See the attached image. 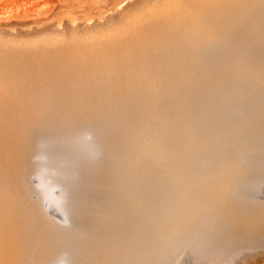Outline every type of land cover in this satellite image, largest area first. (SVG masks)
Listing matches in <instances>:
<instances>
[{"label": "rangeland", "instance_id": "374dc122", "mask_svg": "<svg viewBox=\"0 0 264 264\" xmlns=\"http://www.w3.org/2000/svg\"><path fill=\"white\" fill-rule=\"evenodd\" d=\"M145 1L146 0H0V32H6L11 35H27L36 33V31L41 32L46 29L62 30L69 26L71 28L80 27L83 29L95 28L100 24L105 25L113 19H120L123 13L130 11L132 8ZM244 9L247 11L245 12ZM240 11H242L243 15ZM203 12H201V16L204 20V28L203 31L200 32V36L196 37V39L189 38L188 40L184 38V35L179 34L167 43L160 41L157 45H154V48L149 46L147 49L140 51L138 58L142 67L138 71L141 73L143 87L132 99H128L123 103H116L105 110H101V104H97L96 107H98L97 110L99 113L95 117L81 120L77 117L73 118L75 114L74 110H76L81 103L74 101L71 96L69 97V93L64 95L57 94L59 90L54 86L51 90L52 92L50 91L45 98H42V109H40L38 115H35L36 120L29 129L31 132L28 131L26 134L25 140L27 149L29 150L28 157H30H27V169L29 170L27 171L26 169V173L28 175L30 174V178H28L30 179L29 184L33 190L32 198L35 201L38 199L47 215L61 226L60 234L51 239L52 241L61 240L59 241L61 244L57 245L55 242L59 249L53 255H49L47 261H44V264H49L52 257H54L52 260L54 262H50V264H100L103 262L102 254L94 251L90 245L89 218L93 198L106 192L100 178L107 164H113L114 167L117 168V177L122 184V188L117 195V198L119 197L117 201V204H119L117 219L120 229L115 231V233L118 231L117 236L120 239V245L122 244L124 247V253L121 254L120 264H126L127 261L129 264L131 262V264H264V233H262L264 232V211L259 208L264 205V0H241L237 3H227L220 5L218 9H207ZM235 14H237V16ZM235 18L240 19L236 20ZM230 24H232V26ZM233 25H236V27ZM224 30H226V33ZM173 41L176 42L174 43ZM209 42L211 44H209ZM207 44H209V47ZM173 46H176V48H173ZM204 46L205 48H203ZM179 49L180 51H178ZM193 50L195 52H193L194 55L190 54ZM170 51L171 54L169 53ZM241 53L242 55H240ZM173 54L175 55L173 56ZM197 55H200V57ZM187 56H190V58ZM196 57H198V60H196ZM194 58L195 62H193ZM202 58L204 59L202 60ZM167 59H169L170 62ZM199 61H204V63ZM205 62H207V64ZM208 63L210 64L207 66L209 68L206 67ZM159 66L161 71L158 69ZM195 67H197V69ZM204 67L208 70L204 69ZM200 68L203 69L200 70ZM252 68H255V70ZM193 69L198 72L205 71L206 73L203 74L204 72H199L200 75ZM251 71L253 72L251 73ZM231 72H234L233 76ZM240 73L242 74L240 75ZM170 74H172V76ZM252 74H254V76ZM183 75L185 77H183ZM189 76L191 77L189 78ZM227 77L229 78L227 79ZM232 77L233 79H231ZM236 77L238 78L236 79ZM194 78L199 80L196 81ZM186 79H188L189 83ZM192 79L195 83H191L190 80ZM207 80L210 81L208 82ZM196 82H199V84ZM191 84H193L194 87H192ZM202 86L204 90H202ZM192 88L194 89L191 91V93H193L192 98L195 99L196 97L195 100L190 98L192 96L190 93ZM202 93L203 95H200ZM179 94H181V96ZM210 95L211 100L209 99ZM188 96L189 100H191L190 102H185L184 100H188ZM180 97L182 98L180 99ZM176 98L178 103L175 102ZM247 98L249 99L247 100ZM169 100H171V102ZM179 100L182 101L179 102ZM172 101L176 104H173ZM191 101L193 102L191 103ZM179 103L183 106V109L187 106L184 112L183 110L181 111V114L179 111L182 107H178L180 105ZM189 103H191L190 106L188 105ZM256 103L258 104L256 105ZM69 104H72V106ZM134 105L135 107H133ZM175 105H177L179 109L175 108ZM193 105H195L196 110L195 107L193 108ZM168 106H170L171 109ZM62 108H64V110ZM173 108L179 111L176 113L172 110ZM195 112H198V114ZM172 114L174 116H172ZM179 114L185 115H182L184 120L180 118L181 116ZM186 114H188V116L190 115L189 118ZM191 116L194 119H191ZM174 117H176V119ZM170 119L172 121L167 122V120ZM189 119H191V122L188 121L189 124H187V122L185 123L187 126L184 125L183 123ZM51 120L54 121L52 122ZM177 120L179 121L177 122ZM173 121H175L176 124ZM173 123L175 126L172 125ZM178 123H180L181 126ZM176 125L179 127H176ZM45 126L47 129L44 128ZM52 126L56 129L53 130ZM84 126L86 127L85 130ZM195 126H197L196 129ZM33 127L34 130L32 129ZM77 127L79 128L78 130ZM181 127L184 129L181 130ZM33 131L34 133H32ZM35 132H37V134ZM52 136L54 138H52ZM121 136H125L131 143L126 147L119 148L117 139ZM170 136L173 137V139ZM204 136L208 137L205 138ZM31 137L34 141H30ZM210 138H213L211 139L212 143L210 142ZM50 145L52 147H50ZM93 145H96L97 148ZM76 146L80 149L77 150L75 148ZM70 148H75L71 151L72 155H80L81 153L79 150L86 151L84 152L85 154L82 151L83 154L81 155H86L87 158L85 156H71V152H69ZM53 149L55 150L53 151ZM87 152L88 154H86ZM211 154L214 155L212 156ZM30 155L33 156L31 157ZM58 155L61 156L59 157ZM51 157L52 159H50ZM71 157H73L74 160L81 159L79 160L81 162H74L71 160ZM53 158L55 159L53 160ZM90 158L92 159L90 160ZM216 158H218V160ZM59 160L61 161L60 163ZM146 160L147 162H145ZM248 160H250L251 163ZM68 161L71 163L68 164ZM28 164L31 166L28 167ZM54 164L57 167H55ZM72 164L74 165L73 167ZM51 166H53V168ZM74 168H77V170H74ZM159 171L161 173H159ZM149 176L154 178L152 179ZM155 178L156 181L154 182ZM251 179H253L254 182ZM78 180L79 182L81 181V183H77ZM76 183L78 186L80 184V187L77 188ZM71 185L73 186L71 187ZM73 188L76 190L78 189V192ZM46 189H50L47 195L48 198L44 195L46 194L44 192ZM70 189L73 191H70ZM2 192L3 190L0 187V198ZM70 192L71 195L74 193L72 197L76 196L77 198H71ZM69 202L71 203L69 204ZM148 202L149 204H147ZM201 203L202 205L204 204V206H199ZM67 204L68 206H66ZM205 204L209 207H206ZM190 206H192V208ZM193 206L194 209L198 207L196 210L200 213L196 210L192 211ZM77 207L79 208L77 209ZM196 212L198 214H195ZM151 213L152 215L150 216ZM234 214L235 216H233ZM199 218L201 220H199ZM68 220L71 221L69 222ZM158 222L160 224H158ZM62 227H64V229ZM66 229H69V231ZM231 229L232 231H230ZM63 231L69 233L64 235L66 232L63 233ZM75 231L79 232L77 234L80 236L77 235ZM143 232L145 236H143ZM239 232L242 233L240 234ZM74 234L76 237H74ZM81 234L83 236H81ZM218 234L220 236H218ZM230 234L234 236H230ZM70 237L74 238L69 239ZM64 239H69L72 242L64 241ZM203 241L205 242L203 243ZM59 245L61 247H59ZM220 249L222 251H220ZM136 250L138 254L133 256L132 252L134 253ZM221 253L224 255L222 254V256ZM73 254H75L76 257L75 255L73 256ZM215 258H220V260ZM157 259L158 262L160 261L161 263H158ZM162 261H167V263H163ZM171 261L174 262L172 263Z\"/></svg>", "mask_w": 264, "mask_h": 264}, {"label": "bare ground", "instance_id": "6f19581e", "mask_svg": "<svg viewBox=\"0 0 264 264\" xmlns=\"http://www.w3.org/2000/svg\"><path fill=\"white\" fill-rule=\"evenodd\" d=\"M241 0H146L130 11L122 14L120 19H113L105 25H98L95 28L83 29L80 27H66L62 30L46 29L36 31L32 34L11 35L0 32V187L3 190L0 198V264H44L49 255H53L59 248V241H52V238L60 234V225L43 210L42 204L32 198L33 190L29 184V175L26 173L28 149L26 134L40 113L42 98H45L55 86L59 91L57 94H66L80 102L76 108L74 117L86 119L95 117L99 111L96 107L101 104V110L112 107L116 103H123L132 99L142 90L143 82L141 73L138 71L142 64L138 56L141 50L149 46L154 48L160 41L167 43L173 37L182 34L184 38L196 39L204 28V20L201 12L207 9L219 8L227 3H237ZM249 5V4H248ZM261 6V4H260ZM247 7V6H246ZM245 7V8H246ZM262 7V6H261ZM251 9L250 7H248ZM238 9V8H237ZM259 9V8H258ZM222 10V9H221ZM243 10V9H242ZM245 10V9H244ZM257 10V9H256ZM210 11V10H209ZM247 10H245L246 12ZM211 12V11H210ZM221 12V11H220ZM235 12V11H234ZM242 14V11H240ZM259 12V11H257ZM204 13V12H203ZM207 13V12H206ZM215 13V12H214ZM230 14V13H229ZM234 14V13H233ZM211 15V14H210ZM237 16V14H235ZM243 15V14H242ZM215 17V16H214ZM230 17V16H229ZM247 18V16H246ZM213 19V18H211ZM236 19V18H235ZM240 19V18H237ZM236 19V20H237ZM206 20V19H205ZM227 20V19H226ZM229 20V19H228ZM247 20V19H246ZM207 21V20H206ZM214 21V20H213ZM216 21V20H215ZM219 21V20H218ZM239 21V20H238ZM251 21V20H250ZM257 21V20H256ZM229 23V22H228ZM237 23V21H236ZM240 23V22H238ZM256 23V22H255ZM214 24V23H212ZM227 24V23H226ZM225 24V25H226ZM233 24V23H232ZM232 24H230L232 26ZM211 25V24H210ZM209 25V26H210ZM214 26V25H213ZM228 26V25H227ZM236 27V25H233ZM257 26V25H256ZM209 28V27H208ZM225 28V27H224ZM227 28V27H226ZM234 28V27H232ZM215 29V28H214ZM229 29V28H227ZM245 29V28H244ZM218 30V29H217ZM226 30H224L225 32ZM253 31V30H252ZM219 33V32H218ZM226 33V32H225ZM230 33V32H229ZM233 33V32H232ZM241 33V32H240ZM248 33V32H247ZM223 34V33H221ZM255 34V33H254ZM219 35V34H218ZM252 35V34H251ZM225 36V35H223ZM230 36V35H229ZM216 37V36H215ZM220 37V36H219ZM203 38V37H202ZM218 38V37H217ZM216 38V39H217ZM237 38V37H236ZM205 39V38H204ZM222 39V38H221ZM262 39V38H261ZM174 40V39H173ZM177 40V39H176ZM220 40V39H219ZM218 40V42H219ZM252 40V39H251ZM206 41V40H205ZM249 41V40H248ZM174 42V41H173ZM176 42V41H175ZM174 42V43H175ZM188 42V41H187ZM224 42V41H222ZM162 43V42H161ZM171 43V42H170ZM204 43V42H203ZM215 43V42H213ZM217 43V41H216ZM188 44V43H186ZM190 44V42H189ZM192 44V43H191ZM209 44H211L209 42ZM209 44L208 47H209ZM252 44V43H251ZM164 45V44H162ZM161 45V46H162ZM167 45V44H166ZM195 45V44H194ZM205 45V44H204ZM206 45V46H207ZM231 45V44H230ZM177 46V45H176ZM176 46L173 48H176ZM232 46V45H231ZM237 46V45H236ZM241 46V45H240ZM244 46H246L244 44ZM159 47V46H158ZM166 47V46H165ZM169 47V46H168ZM172 47V46H171ZM170 47V48H171ZM190 47V46H188ZM220 47V46H219ZM226 47V46H225ZM228 47V46H227ZM172 48V49H173ZM202 48V47H201ZM205 48V46L203 47ZM202 48V49H203ZM218 48V47H217ZM247 48V46H246ZM254 48V47H253ZM207 49V48H206ZM237 49V48H236ZM240 49V48H238ZM244 49V48H243ZM168 50V49H167ZM176 50V49H175ZM174 50V51H175ZM214 50V49H213ZM162 51V50H161ZM166 51V50H165ZM180 51V49L178 50ZM188 51V50H187ZM206 51V50H205ZM230 51V50H229ZM164 52V51H163ZM162 52V53H163ZM182 52V51H181ZM194 50L192 51L193 54ZM197 52V51H196ZM204 52V51H202ZM226 52V51H225ZM251 52V51H250ZM159 53V52H158ZM171 54V51L169 52ZM173 53V52H172ZM179 53V52H178ZM195 53V52H194ZM235 53V51H234ZM156 54V52H155ZM161 54V53H160ZM169 54V55H170ZM177 54V53H176ZM189 54V55H190ZM199 54V53H198ZM221 54V53H220ZM239 54V53H238ZM147 55V54H146ZM154 55V54H153ZM158 55V54H157ZM162 55V54H161ZM175 54H173L174 56ZM178 55V54H177ZM186 55V53H185ZM188 55V54H187ZM194 55V54H193ZM242 55V53L240 54ZM254 55V54H253ZM172 56V55H171ZM196 56V55H195ZM194 56V57H195ZM200 57V55H197ZM202 56V55H201ZM147 57V56H146ZM150 57V56H149ZM159 57V56H158ZM170 57V56H169ZM188 57V56H187ZM198 57H196L198 60ZM203 57V56H202ZM206 57V56H205ZM234 57V56H233ZM238 57V56H237ZM236 57V58H237ZM244 57V56H243ZM255 57V56H253ZM167 58V57H166ZM190 58V56L188 57ZM247 58V57H246ZM146 59V58H145ZM150 59V58H149ZM159 59V58H158ZM200 59V58H199ZM204 58H202L203 60ZM230 59V58H229ZM228 59V60H229ZM157 60V59H156ZM169 60V59H167ZM174 60V59H173ZM172 60V61H173ZM181 60V59H180ZM186 60V59H185ZM214 60V59H213ZM226 60V59H224ZM247 60V59H246ZM164 61V60H163ZM171 61V62H172ZM175 61V60H174ZM191 61V60H189ZM219 61V60H218ZM255 61V60H254ZM263 61V60H262ZM161 62V61H160ZM170 62V60H169ZM176 62V61H175ZM192 62V61H191ZM195 62V58L194 61ZM197 62V61H196ZM203 62L204 61H199ZM198 62V63H199ZM209 62V61H208ZM234 62V61H233ZM236 62V60H235ZM249 62V59H248ZM247 62V63H248ZM164 63V62H163ZM167 63V62H166ZM179 63V58H178ZM207 64V62H205ZM239 63V62H238ZM245 63V62H244ZM174 64V63H173ZM172 64V65H173ZM183 65V63L181 62ZM185 64V63H184ZM190 64V63H189ZM196 64V63H195ZM194 64V66H195ZM199 64V65H206ZM214 64V63H213ZM212 64V65H213ZM237 64V63H236ZM235 64V66H236ZM165 65V64H164ZM170 65V64H169ZM181 65V66H182ZM210 64L208 63L207 66ZM233 65V64H232ZM260 65V64H259ZM214 66V65H213ZM212 66V69H213ZM224 66V65H223ZM234 66V65H233ZM232 66V67H233ZM247 66V65H246ZM250 66V64H249ZM263 66V65H262ZM147 67V66H146ZM152 67V66H151ZM173 67V66H172ZM177 67V66H176ZM193 67V66H192ZM190 67V68H192ZM203 67V66H202ZM231 67V68H232ZM245 67V66H244ZM243 67V68H244ZM248 67V66H247ZM251 67V66H250ZM249 67V68H250ZM255 67V66H254ZM257 67V66H256ZM160 66L158 67V69ZM163 68V67H161ZM169 68V67H168ZM180 68V67H179ZM184 68V66H183ZM187 68V67H186ZM197 69V67H195ZM209 68V67H207ZM221 68V67H220ZM238 68V67H237ZM241 68V65H240ZM143 69V68H142ZM155 69V68H154ZM153 69V70H154ZM157 69V70H158ZM166 69V68H165ZM164 69V71H165ZM170 69V68H169ZM203 69V68H202ZM200 68V70H202ZM204 69H206L204 67ZM253 69V68H252ZM260 69V67H259ZM150 70V69H149ZM156 70V69H155ZM160 70V69H159ZM173 70V69H172ZM186 70V69H185ZM195 70V69H193ZM208 70V69H206ZM210 70V69H209ZM215 70V69H214ZM239 70V69H237ZM243 70V69H242ZM241 70V72H242ZM247 70V68H246ZM245 70V71H246ZM255 70V68L253 69ZM262 70V68H261ZM264 70V69H263ZM161 71V70H160ZM163 71V72H164ZM196 71V70H195ZM227 71V69H226ZM229 71V70H228ZM156 72V71H154ZM166 72V71H165ZM168 72V71H167ZM172 72V71H171ZM188 72V71H187ZM191 72V69H190ZM198 72V71H196ZM205 74L206 72L199 71ZM198 72V73H199ZM224 72V71H223ZM253 71H251L252 73ZM257 72V71H256ZM259 72V71H258ZM143 73V72H142ZM199 73V74H200ZM216 73V72H215ZM232 73V72H231ZM230 73V74H231ZM244 73V72H243ZM159 74V73H158ZM162 74V73H161ZM165 74V73H164ZM189 74V73H188ZM193 74V73H192ZM202 74V75H203ZM229 74V73H228ZM234 72L231 74L233 76ZM236 74V73H235ZM242 73H240L241 75ZM256 74V73H254ZM254 74H252L254 76ZM259 74V73H258ZM257 74V75H258ZM140 75V76H139ZM163 75V74H162ZM166 75V74H165ZM172 76V74H170ZM182 75V74H181ZM185 75V73H184ZM183 75V77H185ZM195 75V74H194ZM201 75V74H200ZM207 75V74H206ZM227 75V73H226ZM224 75V76H226ZM239 75V73H238ZM264 75V73H263ZM262 75V76H263ZM160 76V75H159ZM169 76V75H168ZM177 76V75H176ZM188 76V75H187ZM237 76V75H235ZM234 76V77H235ZM247 76V75H244ZM249 76V74H248ZM154 77V75H153ZM182 77V76H181ZM191 76H189L190 78ZM194 77V76H193ZM240 77V76H239ZM242 77V76H241ZM158 78V77H157ZM160 78V77H159ZM164 78V77H163ZM172 78V77H171ZM219 78V77H218ZM221 78V77H220ZM229 77H227L228 79ZM238 77H236L237 79ZM259 78V76H258ZM151 79V78H150ZM170 79V78H169ZM174 79V78H173ZM176 79V78H175ZM182 79V78H181ZM196 79V78H194ZM212 79V78H210ZM233 79V77L231 78ZM230 79V82H231ZM242 79V78H241ZM248 79V78H247ZM246 79V80H247ZM168 80V79H167ZM199 79H196L198 81ZM223 80V79H222ZM239 80V79H238ZM245 80V79H244ZM251 80V79H250ZM257 80V79H256ZM149 81V80H148ZM155 81V80H154ZM160 81V79H159ZM188 81V79H186ZM193 83V79L190 80ZM208 82L210 80H207ZM233 81V80H232ZM183 82V81H182ZM181 82V84H182ZM200 82V81H199ZM199 82L197 84H199ZM227 82V81H225ZM224 82V83H225ZM166 83V82H165ZM170 83V82H168ZM172 83V82H171ZM187 83V82H186ZM189 83V81H188ZM195 83V82H194ZM207 83V82H205ZM217 83V82H216ZM244 83V82H243ZM251 83V82H250ZM159 84V83H158ZM162 84V83H161ZM180 84V85H181ZM203 84V83H201ZM230 84V83H228ZM227 84V85H228ZM156 85V84H155ZM186 85V84H185ZM192 87L193 84H191ZM209 85V84H208ZM215 85V84H212ZM211 85V86H212ZM218 85V84H217ZM146 86V85H145ZM161 86V85H160ZM166 86V85H165ZM204 86V85H203ZM199 87L204 90V87ZM249 86V85H248ZM158 87V86H157ZM181 87V86H180ZM197 87V86H196ZM195 87V88H196ZM210 87V86H208ZM207 87V89H208ZM242 87V85H241ZM174 88V87H173ZM182 88V87H181ZM184 88V87H183ZM158 89V88H157ZM198 89V87H197ZM205 89V90H207ZM210 89V88H209ZM215 89V88H214ZM240 89V88H239ZM184 90V89H183ZM194 90L193 88L190 90ZM230 90V89H229ZM228 90V91H229ZM233 90V89H232ZM55 91V89H54ZM166 91V90H165ZM201 91V90H200ZM209 91V90H208ZM216 91V90H215ZM231 91V90H230ZM240 91V90H239ZM243 91V90H242ZM52 92V91H51ZM159 92V91H158ZM162 92V91H161ZM184 92V91H183ZM195 92V91H193ZM207 92V91H206ZM227 92V91H226ZM54 93V92H53ZM174 93V92H173ZM190 97L193 99V93ZM170 95V94H168ZM181 96V94H179ZM184 95V94H182ZM200 95H203L200 94ZM66 96V95H65ZM190 96V95H189ZM189 96L188 100L189 101ZM207 96V95H206ZM51 97V96H49ZM48 97V98H49ZM202 97V96H201ZM204 97V96H203ZM53 98V96H52ZM58 98V97H57ZM182 97H180L181 99ZM232 98V97H231ZM59 99V98H58ZM159 99V98H158ZM157 99V100H158ZM196 99V97H195ZM193 99V100H195ZM211 100V95L210 98ZM208 99V100H209ZM215 99V98H214ZM249 98H247L248 100ZM48 100V99H47ZM150 100V99H149ZM153 100V99H152ZM173 100V99H172ZM175 100V99H174ZM65 101V100H64ZM162 101V100H160ZM171 102V100H169ZM182 100H179V102ZM252 101V100H251ZM167 102V101H166ZM165 102V103H166ZM177 102V98L175 100ZM183 102V103H185ZM193 101H191L192 103ZM202 102V100H201ZM237 102V101H236ZM62 103V101H61ZM60 103V104H61ZM74 104L73 102H71ZM154 103V102H153ZM152 103V105H153ZM157 103V101H156ZM173 104H176L172 101ZM178 103V102H177ZM182 103V104H183ZM189 103L188 105L190 106ZM210 103V102H209ZM239 103V101H238ZM50 104V103H49ZM57 104V103H56ZM64 104V103H63ZM72 104L70 106H72ZM130 104V103H129ZM161 104V102H160ZM168 104V103H166ZM180 104V103H179ZM178 104V105H179ZM187 104V103H185ZM244 104V103H243ZM258 103H256L257 105ZM46 105V104H45ZM136 105V104H135ZM135 105L133 107H135ZM151 105V104H150ZM159 105V104H158ZM171 105V103H170ZM205 105V104H204ZM203 105V106H204ZM53 106V105H52ZM55 106V105H54ZM60 106V105H59ZM128 106V105H127ZM155 106V105H154ZM167 106V105H164ZM173 106V105H172ZM181 106V104L177 107ZM202 106V107H203ZM213 106V105H212ZM62 107V106H61ZM67 107V106H66ZM158 107V106H157ZM170 107V106H168ZM167 107V108H168ZM182 109L174 110L180 112ZM195 105H193V108ZM161 108V106H160ZM164 108V107H163ZM166 108V107H165ZM189 108V107H188ZM198 108V107H197ZM201 108V107H200ZM60 109V108H59ZM64 110V108H62ZM66 109V108H65ZM128 109V108H127ZM149 109V108H148ZM155 109V108H154ZM171 109V107H170ZM191 109V108H190ZM203 109V108H202ZM206 109V108H205ZM208 109V107H207ZM211 109V108H210ZM61 110V109H60ZM143 110V109H142ZM163 110V109H162ZM196 110V107H195ZM194 110V111H195ZM250 110V109H248ZM46 111V110H45ZM62 111V110H61ZM73 111V112H74ZM159 111V110H158ZM188 111V109H187ZM208 111V110H207ZM52 112V111H51ZM60 112V111H59ZM67 112V111H65ZM122 112V111H121ZM124 112V111H123ZM149 112V110H148ZM154 112V111H153ZM163 112V111H161ZM166 112V111H164ZM169 112V110H168ZM212 112V111H211ZM53 113V112H52ZM58 113V112H57ZM120 113V112H119ZM118 113V114H119ZM167 113V112H166ZM187 113V112H186ZM198 114V112H195ZM206 113V112H205ZM54 114V113H53ZM61 114V113H60ZM70 114V113H69ZM131 114V113H130ZM137 114V113H135ZM152 114V113H151ZM157 114V112H156ZM168 114V113H167ZM174 114V113H173ZM172 114V116H174ZM179 114V115H180ZM189 114V112H188ZM188 114H186L188 116ZM191 114V112H190ZM212 114V113H211ZM264 114V113H263ZM56 115V114H55ZM67 115V114H66ZM107 115V114H106ZM176 115V116H179ZM184 115V114H182ZM182 115H180L182 118ZM252 115V114H251ZM257 115V114H256ZM100 116V115H99ZM170 116V114H169ZM185 116V115H184ZM183 116V117H184ZM190 116V115H189ZM188 116V118H189ZM232 116V115H231ZM65 117V116H64ZM68 117V116H67ZM192 117V116H191ZM196 117V115H195ZM260 117V116H259ZM264 117V115H263ZM71 118V117H70ZM145 118V117H144ZM166 118V117H165ZM176 119V117H174ZM262 118V117H261ZM43 119V118H42ZM55 119V118H54ZM58 119V117H57ZM124 119V118H123ZM179 119V118H178ZM183 119V118H182ZM191 119H194L193 117ZM186 122H181L184 125ZM61 120V119H60ZM180 120V119H179ZM177 120V122L179 121ZM184 120V119H183ZM259 120V119H258ZM45 121V120H44ZM52 121V120H51ZM54 121V120H53ZM52 121V122H53ZM58 121V120H56ZM95 121V120H94ZM100 121V120H99ZM172 121L167 120V122ZM182 121V120H181ZM49 122V121H48ZM115 122V121H114ZM175 122V121H173ZM191 122V121H190ZM229 122V121H228ZM236 122V121H235ZM60 123V122H59ZM164 123V122H163ZM171 123V122H170ZM225 123V121H224ZM45 124V123H44ZM57 124V123H56ZM84 124V123H83ZM88 124V123H87ZM96 124V123H95ZM150 124V123H149ZM152 124V123H151ZM161 124V123H159ZM176 124V122H175ZM180 125V123H178ZM182 124V127H183ZM189 124V122L187 123ZM192 124V123H191ZM227 124V123H226ZM65 125V124H64ZM69 125V123H68ZM93 125V123H92ZM98 125V124H97ZM157 125V124H156ZM174 125V123L172 124ZM261 125V124H260ZM42 126V125H41ZM63 126V124H62ZM66 126V125H65ZM73 126V124H72ZM71 126V127H72ZM82 126V125H81ZM114 126V124H113ZM163 126V125H162ZM169 126V124H168ZM175 126V125H174ZM181 126V125H180ZM187 126V125H186ZM192 126V125H190ZM48 127V126H47ZM51 127V126H50ZM70 127V128H71ZM91 127V126H89ZM88 127V128H89ZM94 127V126H93ZM112 127V126H111ZM164 127V126H163ZM170 127V126H169ZM172 127V126H171ZM176 127H179L176 125ZM181 127V130H183ZM217 127V126H216ZM215 127V128H216ZM256 127V125H255ZM259 127V126H258ZM37 128V127H36ZM43 128V127H42ZM46 128V126L44 127ZM53 128V126H52ZM81 128V127H80ZM84 126V130H85ZM173 128V127H172ZM186 128V127H185ZM197 126H195V129ZM34 130V127L32 128ZM39 129V128H37ZM47 129V128H46ZM56 128H53V130ZM64 129V127H63ZM68 129V128H67ZM66 129V130H67ZM76 130L75 128H73ZM79 128L77 127V130ZM90 129V128H89ZM109 129V128H108ZM147 129V128H146ZM155 129V128H154ZM170 129V128H169ZM175 129V127H174ZM231 129V128H230ZM253 129V128H252ZM76 130V131H77ZM81 130V129H80ZM93 130V129H92ZM100 130V128H99ZM225 130V129H224ZM228 130V129H227ZM36 131V130H35ZM41 131V130H40ZM43 131V130H42ZM56 131V130H55ZM60 131V130H59ZM89 131V130H87ZM156 131V130H155ZM161 131V129H160ZM232 131V130H230ZM31 132V131H30ZM61 132V131H60ZM78 132V131H77ZM84 132V131H81ZM91 132V131H90ZM122 132V131H121ZM157 132V131H156ZM174 132V130H173ZM196 132V131H195ZM34 133V131L32 132ZM37 134V132H35ZM44 133V132H43ZM46 133V131H45ZM48 133V132H47ZM56 133V132H55ZM54 133V136H55ZM71 133V132H70ZM80 133V132H79ZM103 133V132H102ZM163 133V132H162ZM172 133V129H171ZM208 133V132H207ZM212 133V132H211ZM232 133V132H231ZM53 134V133H52ZM100 134V133H98ZM51 135V134H49ZM64 135V134H63ZM67 135V134H66ZM65 135V136H66ZM79 135V134H77ZM92 135V134H91ZM105 135V134H104ZM112 135V134H111ZM119 135V134H118ZM121 135V134H120ZM158 135V133H157ZM164 135V134H163ZM171 135V134H169ZM176 135V134H175ZM202 135V134H201ZM217 135V133H216ZM215 135V136H216ZM42 136V135H41ZM47 136V135H45ZM73 136V135H72ZM99 136V135H98ZM30 137V136H29ZM62 137V136H61ZM94 137V136H93ZM101 137V136H100ZM171 137V136H170ZM175 137V136H174ZM205 137V136H204ZM208 137V136H207ZM205 137V138H207ZM218 137V136H216ZM240 137V136H239ZM256 137V136H255ZM254 137V138H255ZM51 138V137H50ZM52 138H54L52 136ZM57 138V137H56ZM60 138V137H59ZM58 138V140H59ZM85 138V137H84ZM96 138V137H94ZM93 138V140H94ZM173 139V137H171ZM203 138V137H201ZM62 139V138H61ZM60 139V140H61ZM66 139V138H65ZM198 139V138H197ZM210 138V142H211ZM219 139V138H218ZM32 140V137L30 141ZM57 140V139H56ZM69 140V139H68ZM96 140V139H95ZM111 140V139H110ZM225 140V139H224ZM253 140V139H252ZM34 141V140H32ZM102 141V140H101ZM208 141V140H207ZM248 141V140H247ZM76 142V141H75ZM79 142V141H78ZM90 142V141H89ZM97 142V141H96ZM118 147H126L130 140L121 136L117 139ZM209 142V143H210ZM219 142V141H218ZM55 143V142H54ZM62 143V142H61ZM212 143V142H211ZM32 144V143H31ZM60 144V143H59ZM86 144V143H85ZM97 144V143H96ZM230 144V142H229ZM58 145V143H57ZM193 145V144H192ZM201 145V144H200ZM219 145V144H218ZM243 145V144H242ZM30 146V145H29ZM92 146V145H91ZM96 147V145H93ZM98 146V145H97ZM212 146V145H211ZM214 146V145H213ZM224 146V144H223ZM31 147V146H30ZM50 147H52L50 145ZM58 147V146H57ZM62 147V145H61ZM102 147V146H101ZM169 147V146H168ZM219 147V146H218ZM64 148V147H63ZM77 150L80 148L75 147ZM75 148L71 149L73 151ZM97 148V147H96ZM197 148V147H196ZM212 148V147H211ZM224 148V147H223ZM236 148V147H235ZM95 149V148H94ZM109 149V148H108ZM221 149V148H220ZM230 149V148H229ZM247 149V148H246ZM250 149V148H249ZM55 149H53L54 151ZM66 150V149H65ZM69 150V149H68ZM89 150V149H88ZM96 150V149H95ZM223 150V149H222ZM225 150V149H224ZM248 150V149H247ZM251 150V149H250ZM260 150V149H259ZM258 150V151H259ZM35 151V150H34ZM48 151V150H47ZM67 151V150H66ZM65 151V152H66ZM79 150L81 154L86 151ZM109 151V150H108ZM114 151V150H113ZM211 151V149H210ZM256 151V150H254ZM60 152V150H59ZM78 152V151H77ZM78 152V153H79ZM95 152V151H94ZM99 152V151H98ZM111 152V151H110ZM224 152V151H223ZM237 152V151H236ZM51 153V152H50ZM54 153V152H53ZM62 153V152H61ZM68 153V151H67ZM100 153V152H99ZM215 153V152H214ZM255 153V152H253ZM45 154V153H44ZM57 154V153H54ZM53 154V155H54ZM76 154V153H75ZM77 155L85 156L86 155ZM85 154V153H84ZM88 154V152L86 153ZM220 154V152H219ZM46 155V154H45ZM50 155V154H49ZM68 155V154H67ZM72 155V152L70 154ZM69 155V156H70ZM76 155H74L76 157ZM95 155V154H94ZM105 155V154H104ZM212 155V154H211ZM214 155V154H213ZM212 155V156H213ZM248 155V154H247ZM31 156V155H30ZM33 156V155H32ZM31 156V157H32ZM55 156V155H54ZM59 157L61 155H58ZM63 156V155H62ZM68 156V157H69ZM112 156V155H111ZM222 156V155H221ZM82 157V158H83ZM110 157V156H109ZM160 157V156H159ZM254 157V156H253ZM30 158V157H28ZM72 158V159H71ZM78 162L81 159L74 160ZM87 158V157H86ZM99 158V156H98ZM52 159V157L50 158ZM49 159V161H50ZM55 158H53L54 160ZM77 159V158H76ZM84 159V158H83ZM82 159V160H83ZM92 158H90L91 160ZM104 159V158H103ZM193 159V158H192ZM218 160V158H216ZM65 160V159H64ZM63 160V161H64ZM87 160V159H85ZM106 160V159H105ZM251 160V159H250ZM250 160H248L250 162ZM30 161V159H29ZM103 161V160H102ZM101 161V162H102ZM107 161V160H106ZM52 162V161H51ZM61 161L59 160V163ZM73 162V164H74ZM81 162V161H79ZM123 162V161H122ZM147 162V160L145 161ZM214 162V161H213ZM233 162V161H232ZM231 162V163H232ZM54 163V162H53ZM63 163V162H62ZM65 163V162H64ZM71 163V162H70ZM68 161V164H70ZM92 163V162H91ZM99 163V162H98ZM125 163V162H124ZM246 163V162H245ZM251 163V162H250ZM249 163V164H250ZM56 164V163H55ZM54 164V166H55ZM72 164V167L74 166ZM77 164V163H75ZM93 164V163H92ZM233 164V163H232ZM33 165V164H32ZM37 165V164H36ZM51 165V164H50ZM58 165V164H57ZM66 165V164H65ZM82 165V164H81ZM243 165V164H242ZM31 166L28 164V167ZM59 166V165H58ZM64 166V164H63ZM76 166V165H75ZM79 166V164H78ZM85 166V165H84ZM141 166V165H140ZM152 166V165H151ZM53 168V166H51ZM57 167V166H55ZM71 167V166H69ZM81 167V166H80ZM118 167V166H117ZM153 167V166H152ZM35 168V167H34ZM65 168V167H64ZM79 168V167H77ZM74 168V170H77ZM100 168V167H99ZM27 169V171H26ZM31 169V167H30ZM50 169V167H49ZM58 169V168H57ZM60 169V168H59ZM80 169V168H79ZM82 169V168H81ZM152 169V168H151ZM150 169V170H151ZM53 170V169H52ZM56 170V169H55ZM64 170V169H63ZM73 170V169H72ZM33 171V170H32ZM37 171V170H36ZM59 171V170H57ZM81 171V170H80ZM145 171V170H144ZM34 172V171H33ZM61 172V171H60ZM59 172V173H60ZM71 172V171H69ZM76 172V171H75ZM78 172V171H77ZM231 172V171H230ZM58 173V174H59ZM72 173V172H71ZM79 173V172H78ZM153 173V172H151ZM156 173V172H155ZM159 173H161L159 171ZM65 175V174H63ZM83 175V174H82ZM149 175V174H148ZM147 175V178H148ZM162 175V174H161ZM62 176V175H61ZM155 176V175H153ZM29 177V178H28ZM74 177V176H73ZM79 177V176H78ZM75 177V178H78ZM86 177V176H85ZM84 177V178H85ZM151 177V176H149ZM159 177V176H158ZM210 177V176H209ZM250 177V176H249ZM66 178V177H65ZM64 178V179H65ZM128 178V177H127ZM152 178V177H151ZM154 178V177H153ZM152 178V179H153ZM57 179V178H56ZM95 179V178H94ZM102 186L106 192L94 197L91 203L89 229L90 245L92 249L103 256L100 264H120L121 254L124 247L120 245V239L115 231L120 229L117 219L119 204L117 195L121 190V182L117 177V168L113 164L104 167L101 176ZM160 179V178H159ZM244 179V177H243ZM66 180V179H65ZM162 180V179H161ZM253 180V179H251ZM257 180V179H256ZM156 181V178L154 182ZM158 181V179H157ZM70 182V181H69ZM74 182V181H72ZM79 180L77 181V183ZM254 182V180H253ZM57 183V182H56ZM68 183V182H67ZM76 183V185H77ZM81 183V181L79 182ZM157 183V182H156ZM155 183V184H156ZM63 184V183H62ZM251 184V183H250ZM68 185V184H67ZM158 185V183H157ZM65 186V185H64ZM73 185H71L72 187ZM80 187L77 185V188ZM137 187V186H136ZM156 187V186H155ZM240 187V186H239ZM242 187V186H241ZM244 187V186H243ZM247 187V186H246ZM249 187V182H248ZM247 187V188H248ZM69 188V187H66ZM76 188V187H75ZM73 188L74 190H76ZM147 188V187H145ZM198 188V187H197ZM157 189V188H156ZM155 189V190H156ZM240 189V188H239ZM264 189V188H263ZM78 190V189H77ZM76 190V191H77ZM50 189H46V197ZM69 191V190H68ZM70 191H73L70 189ZM93 191V190H92ZM135 191V190H134ZM230 191V190H229ZM234 191V190H233ZM232 191V192H233ZM75 192V191H74ZM78 192V191H77ZM76 192V193H77ZM82 192V191H81ZM153 192V191H152ZM235 192V191H234ZM230 193V192H229ZM250 193V192H248ZM247 193V194H248ZM74 193H72L73 195ZM78 194V193H77ZM80 194V192H79ZM152 194V193H151ZM150 194V195H151ZM231 194V193H230ZM236 194V193H235ZM42 194V196L44 197ZM71 195V192H70ZM76 197V196H73ZM82 195V194H81ZM246 195V194H245ZM67 196V195H66ZM209 196V195H208ZM215 196V195H214ZM247 196V195H246ZM250 196V195H249ZM245 197V196H244ZM39 198V197H38ZM48 198V197H47ZM77 198V197H76ZM158 198V196H157ZM86 199V198H85ZM153 199V198H152ZM241 199V198H240ZM71 200V199H69ZM199 200V199H198ZM151 201V200H150ZM239 201V200H238ZM152 202V201H151ZM150 202V203H151ZM185 202V201H184ZM221 202V201H220ZM71 202H69L70 204ZM74 203V202H73ZM89 203V202H88ZM213 203V202H211ZM149 204V202L147 203ZM154 204V203H153ZM196 204V203H195ZM198 204V203H197ZM210 204V203H209ZM214 204V203H213ZM152 205V204H151ZM159 205V204H157ZM167 205V204H165ZM180 205V204H178ZM202 205L199 204V206ZM206 205V204H205ZM211 205V204H210ZM68 206V204L66 205ZM198 206V205H197ZM204 206V204L202 205ZM208 205H206L207 207ZM219 206V205H218ZM70 207V206H69ZM74 207V206H73ZM149 207V206H148ZM147 207V208H148ZM152 207V206H151ZM159 207V206H158ZM182 207V206H181ZM192 208V206H190ZM209 207V206H208ZM237 207V206H236ZM79 207H77L78 209ZM154 208V207H153ZM174 208V207H172ZM176 208V207H175ZM198 207L193 206V210ZM202 208V207H201ZM215 208V207H214ZM264 211V205L259 207ZM70 209V208H69ZM76 209V210H77ZM138 209V208H137ZM165 209V208H164ZM204 209V208H203ZM71 210V209H70ZM69 210V211H70ZM74 210V209H73ZM175 210V209H174ZM184 210V209H183ZM136 211V210H135ZM170 211V210H169ZM168 211V212H169ZM185 211V210H184ZM198 211V210H196ZM78 212V211H77ZM76 212V214H77ZM165 212V211H164ZM247 212V210H246ZM159 213V212H158ZM175 213V212H174ZM194 213V212H193ZM198 213H200L198 211ZM197 212L195 214H198ZM245 213V212H244ZM248 213V212H247ZM252 213V212H251ZM139 214V212H138ZM145 214V213H143ZM156 214V213H155ZM161 214V213H160ZM81 215V214H80ZM146 215V214H145ZM152 213L150 214V216ZM163 215V214H162ZM192 215V214H190ZM207 215V214H205ZM204 215V216H205ZM217 215V214H216ZM138 216V215H137ZM166 216V215H165ZM194 216V215H193ZM199 216V215H198ZM232 216V215H231ZM235 216V214L233 215ZM232 216V217H233ZM197 217V216H196ZM207 217V216H206ZM264 217V216H263ZM70 218V217H69ZM188 218V217H187ZM198 218V217H197ZM203 218V217H202ZM234 218V217H233ZM72 219V218H71ZM167 219V217H166ZM199 220H201L199 218ZM69 221V220H68ZM71 221V220H70ZM69 221V222H70ZM151 221V220H150ZM209 221V220H208ZM76 222V221H74ZM78 222V221H77ZM206 222V221H205ZM73 223V222H72ZM176 223V222H175ZM202 223V222H201ZM200 223V224H201ZM259 223V222H258ZM158 224H160L158 222ZM183 224V223H182ZM196 225V224H195ZM202 225V224H201ZM75 226V225H73ZM231 226V225H230ZM77 227V226H76ZM75 227V228H76ZM157 227V226H156ZM234 227V226H233ZM232 227V228H233ZM238 227V226H237ZM64 229V227H62ZM74 228V227H73ZM136 228V227H135ZM243 228V227H242ZM247 228V227H246ZM71 229V228H70ZM160 229V228H159ZM193 229V228H192ZM227 229V228H226ZM239 229V228H238ZM245 229V228H244ZM67 230V229H66ZM79 230V229H78ZM77 230V231H78ZM81 230V229H80ZM136 230V229H135ZM174 230V229H173ZM211 230V229H209ZM69 231V229L67 230ZM67 231L64 235H67ZM73 231V230H72ZM172 231V230H171ZM226 231V230H225ZM232 231V229L230 230ZM235 231V230H234ZM243 231V230H242ZM246 231V229H245ZM248 231V230H247ZM71 232V231H70ZM76 232V231H75ZM74 232V233H75ZM135 232V231H134ZM191 232V231H190ZM189 232V233H190ZM196 232V231H195ZM223 232V231H222ZM244 232V231H243ZM79 232H76V234ZM115 233V234H114ZM144 233V232H143ZM142 233V234H143ZM175 233V232H174ZM193 233V232H192ZM191 233V234H192ZM198 233V232H197ZM218 233V232H217ZM240 234L242 232H239ZM255 233V232H254ZM264 233V232H262ZM148 234V233H147ZM245 234V233H244ZM249 234V233H247ZM246 234V235H247ZM69 235V234H68ZM71 235V234H70ZM73 235V234H72ZM79 235V234H77ZM149 235V234H148ZM160 235V234H159ZM190 235V234H189ZM195 235V234H194ZM200 235V234H199ZM237 235V234H236ZM254 235V234H253ZM261 235V234H260ZM80 236V235H79ZM81 236H83L81 234ZM145 236V233L143 234ZM191 236V235H190ZM217 236V235H215ZM214 236V237H215ZM218 236H220L218 234ZM217 236V237H218ZM222 236V235H221ZM226 236V235H225ZM230 236H234L231 235ZM243 236V235H242ZM65 237V236H64ZM67 237V236H66ZM74 237L75 234H74ZM72 237V238H74ZM148 237V236H146ZM170 237V236H169ZM224 237V236H223ZM245 237V236H244ZM243 237V238H244ZM71 237L69 239H72ZM78 238V236H77ZM75 238V239H77ZM125 238V237H124ZM156 238V237H155ZM171 238V237H170ZM193 238V235H192ZM195 238V237H194ZM232 238V237H230ZM236 238V237H235ZM68 239V240H69ZM82 239V238H81ZM169 239V238H168ZM66 239H64L65 241ZM66 240L70 242L71 240ZM80 240V239H79ZM144 240V239H143ZM192 240V239H191ZM255 240V239H254ZM63 241V243H64ZM130 241V240H129ZM228 241V240H227ZM246 241V240H245ZM252 241V240H251ZM57 245H56V243ZM59 242V243H58ZM72 242V241H71ZM205 241H203L204 243ZM229 242V241H228ZM227 242V243H228ZM124 243V242H123ZM160 243V242H159ZM254 243V242H253ZM84 244V243H83ZM166 244V243H165ZM229 244V243H228ZM257 244V243H256ZM194 245V244H193ZM215 245V244H214ZM221 245V243H220ZM181 246V245H180ZM231 246V245H230ZM242 246V245H241ZM59 247H61L59 245ZM75 247V246H74ZM128 247V246H127ZM130 247V246H129ZM166 247V246H165ZM206 247V246H205ZM232 247V246H231ZM244 247V246H243ZM261 247V246H260ZM77 248V247H76ZM186 248V246H185ZM204 248V247H203ZM240 248V247H239ZM249 248V247H248ZM224 249V248H223ZM235 249V248H234ZM244 249V248H243ZM241 249V250H243ZM262 249V248H261ZM77 250V249H75ZM219 250V249H218ZM258 250V249H257ZM263 250V249H262ZM72 251V250H70ZM220 251H222L220 249ZM73 252V251H72ZM127 252V251H125ZM132 252V251H131ZM208 252V251H207ZM60 253V252H59ZM78 253V252H77ZM76 253V254H77ZM80 253V252H79ZM206 253V252H205ZM69 254V253H68ZM82 254V253H81ZM85 254V253H84ZM137 250L132 252L136 256ZM176 254V253H175ZM174 254V255H175ZM218 254V253H216ZM223 253H221L222 255ZM226 254V253H225ZM66 255V254H65ZM72 255V253H71ZM75 254H73L74 256ZM79 255V254H78ZM202 255V254H201ZM224 255V254H223ZM222 255V256H223ZM72 256V257H73ZM91 256V255H90ZM206 256V255H205ZM204 256V257H205ZM218 256V255H216ZM52 257V256H51ZM62 257V256H61ZM76 257V255H75ZM101 257V256H100ZM180 257V256H179ZM186 257V256H185ZM54 257L51 259L53 260ZM70 258V257H69ZM78 258V257H77ZM87 258V257H86ZM50 259V260H51ZM57 259V258H56ZM60 259V258H58ZM66 259V258H65ZM75 259V258H73ZM79 259V258H78ZM210 259V257H209ZM217 259V258H215ZM220 260V258H218ZM217 259V260H218ZM50 262H54V261ZM55 260V259H54ZM69 260V259H68ZM216 260V261H217ZM71 261V260H70ZM82 261V260H81ZM85 261V260H84ZM169 261V260H168ZM213 261V260H212ZM49 262V264H50ZM67 262V261H66ZM69 262V261H68ZM74 262V261H73ZM78 262V261H77ZM158 262V259H157ZM160 262V261H159ZM158 262V263H159ZM167 263V261H162ZM172 262V261H171ZM174 262V261H173ZM172 262V263H173ZM47 263V262H46ZM132 263V262H131ZM130 263V264H131ZM161 263V262H160ZM170 263V262H169ZM231 263V262H230ZM126 264H129L128 261ZM180 264V263H179Z\"/></svg>", "mask_w": 264, "mask_h": 264}]
</instances>
